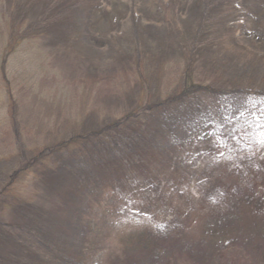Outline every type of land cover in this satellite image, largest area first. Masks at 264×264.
I'll return each instance as SVG.
<instances>
[{"label": "rangeland", "instance_id": "1", "mask_svg": "<svg viewBox=\"0 0 264 264\" xmlns=\"http://www.w3.org/2000/svg\"><path fill=\"white\" fill-rule=\"evenodd\" d=\"M48 1L0 0V57ZM82 1L65 26L80 37L50 22L8 61L16 112L10 122L0 80V188L38 152L136 114L117 141L132 163L72 152L41 180L28 173L15 188L29 204L1 219L0 264H264V103L245 94L264 91V0ZM188 66L218 94L175 100Z\"/></svg>", "mask_w": 264, "mask_h": 264}, {"label": "trees", "instance_id": "2", "mask_svg": "<svg viewBox=\"0 0 264 264\" xmlns=\"http://www.w3.org/2000/svg\"><path fill=\"white\" fill-rule=\"evenodd\" d=\"M67 3L68 5H66ZM82 3H83L82 0L81 2L78 1L76 3H71L70 0H50L47 2V4H49L48 5L49 8L47 10L48 12L47 17H44V19L40 21L39 23L40 25L38 26L32 25L30 28L24 29V26L21 24L20 26L17 27V30H14V32L9 35L6 41V46L3 49L2 55L0 57V80L5 90L7 115H8L10 122L14 121V116L16 112V106H15L13 93H12L11 86L7 78V72H6L10 57L15 53V51L20 47V45L25 40L27 41L28 39H32V38H37L40 40L42 37H46L45 33H47V35L50 36L49 34L50 22H55V24L54 23L51 24L55 27L58 25V23H61L63 24V27L66 31L70 30L71 27H70L69 22L73 18L75 17L78 18L79 16L83 15L82 7H81ZM44 23H47V24L44 25ZM65 26L70 27V29L65 28ZM80 31L81 29L79 30L76 28L75 32L73 31L71 32L70 30V31H67V33H69L72 37L73 36L80 37V34H79ZM190 70L191 69L188 66L186 70L184 71V75H185L184 86L181 88L180 92L177 94L175 100L177 99V101H181V100L191 101V100H195L194 99L195 96L196 97L202 96V95L208 96L212 94L216 96L218 94V91L215 90V88L212 86H203V85L193 83L190 78ZM245 94H246V97L250 101H254L256 103H259V102L264 103V91L254 92L253 90L247 89L245 91ZM138 118L139 117L136 114H129L123 119H119V120L115 119L112 121H108L109 123H105L104 125L100 126L98 130L93 131L89 135H87L86 140H84L82 143H80L81 138L79 139L73 138L68 141L61 142L53 146L52 148L38 152V154L35 157H32L33 160H30L31 162L29 161L30 163L27 162V165L25 164V166H23L22 168H19V169L17 168L16 170H13L9 176L7 185L0 188V238H2L4 235L6 236L7 234L8 235L11 234V229L8 227L5 220L1 222V219H3L2 217L6 213H8V215L9 213L11 214L19 213L24 209V207H27V205L29 204L27 202L28 200L21 197L18 190L15 188V185L18 182L21 184L25 181L28 173L34 171L36 174V178H39L38 180H41V178L46 176V174H48L49 172H50L49 175L53 173V171L51 170L52 168L55 170V166L58 163L57 159H59V156L61 154L66 153L68 155L67 157L70 159L72 152H75V154H78L77 155L78 160L79 161L84 160L87 166L90 163L95 164L90 159L96 156L97 153L105 154V157H103L106 160L105 163L111 162L114 160H120L123 164L125 162L132 163L130 162L131 160L125 157L127 156L125 153H132V151L130 150V147H125L123 145H120V142H117V141L119 140H122V142L127 141L126 137L128 136V130H129V128L127 127V124L129 122L136 121L138 126H141L142 122L139 121ZM207 125L208 126L212 125L211 121ZM149 127L150 129L152 128V126H149ZM146 129L148 131L147 127ZM200 132L201 131H198V134H200ZM141 137L145 139V141L150 142L153 139L154 135L149 136V134H145V132H143V135H141ZM89 143L92 146L91 150L96 152L95 154H91V153L89 154V152L85 148V146L87 147ZM115 156H120L119 157L120 159L118 158L115 159L114 158ZM138 160L139 159H134L132 161H138ZM143 162L144 160H140V164H142ZM50 163L53 164V167L51 169H48ZM103 164L104 162L102 161V164H100L102 166L101 169L106 170ZM129 166L130 165H127V167ZM64 169L68 171L72 170L70 167H68L67 169L65 166H64ZM122 177L126 178V173H123ZM148 177L149 175H144V173H141L137 176H133L132 185L133 184L136 185L135 188H137V190H140L142 189L141 180L144 181ZM59 180L60 178H58L56 182L51 184L52 186L51 189H56V186L59 187L61 185V182H57ZM19 183H18V188H21L19 186ZM142 186L144 188L145 183H142ZM14 216L15 218H17L16 215ZM39 223L42 226L41 220L39 221ZM240 227H242V225H240ZM5 228H7V231L5 230ZM20 228H22V226ZM23 229L24 230L27 229L26 226H24ZM185 241L187 242H185L184 244H190L188 240H185ZM193 246L195 247L194 244ZM69 264H77V262L75 261V263L72 262Z\"/></svg>", "mask_w": 264, "mask_h": 264}]
</instances>
